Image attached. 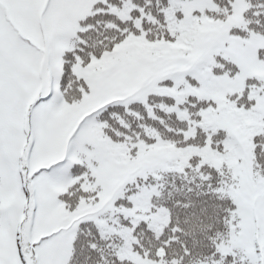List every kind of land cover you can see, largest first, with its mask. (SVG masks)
I'll use <instances>...</instances> for the list:
<instances>
[{"label": "snow or ice", "instance_id": "obj_1", "mask_svg": "<svg viewBox=\"0 0 264 264\" xmlns=\"http://www.w3.org/2000/svg\"><path fill=\"white\" fill-rule=\"evenodd\" d=\"M0 264H264V0H0Z\"/></svg>", "mask_w": 264, "mask_h": 264}]
</instances>
